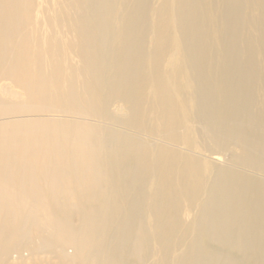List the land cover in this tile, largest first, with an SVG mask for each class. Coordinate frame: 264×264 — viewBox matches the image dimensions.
I'll use <instances>...</instances> for the list:
<instances>
[{"label": "bare ground", "instance_id": "6f19581e", "mask_svg": "<svg viewBox=\"0 0 264 264\" xmlns=\"http://www.w3.org/2000/svg\"><path fill=\"white\" fill-rule=\"evenodd\" d=\"M0 264H264V0H0Z\"/></svg>", "mask_w": 264, "mask_h": 264}]
</instances>
